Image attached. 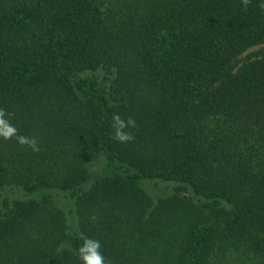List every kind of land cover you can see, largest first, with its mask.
<instances>
[{"label":"trees","instance_id":"16d2710c","mask_svg":"<svg viewBox=\"0 0 264 264\" xmlns=\"http://www.w3.org/2000/svg\"><path fill=\"white\" fill-rule=\"evenodd\" d=\"M262 3L0 0V264H264Z\"/></svg>","mask_w":264,"mask_h":264},{"label":"clouds","instance_id":"9594fccd","mask_svg":"<svg viewBox=\"0 0 264 264\" xmlns=\"http://www.w3.org/2000/svg\"><path fill=\"white\" fill-rule=\"evenodd\" d=\"M251 3V0H241V4L246 8ZM264 8V3L260 5ZM10 115L5 109L0 108V137L5 140L16 138L17 142L21 145H27L33 151H39L38 142L35 138H29L18 134V129L6 119ZM112 138L117 142H131L134 140V136L130 131L136 127V121L132 117L127 119L121 117L119 113L112 116ZM82 244L78 249V256L82 264H106V259L103 253L100 251L102 245L100 241L91 237L81 236Z\"/></svg>","mask_w":264,"mask_h":264}]
</instances>
